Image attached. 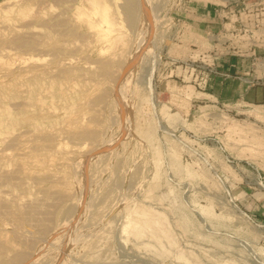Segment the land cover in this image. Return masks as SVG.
<instances>
[{"label":"rangeland","instance_id":"obj_1","mask_svg":"<svg viewBox=\"0 0 264 264\" xmlns=\"http://www.w3.org/2000/svg\"><path fill=\"white\" fill-rule=\"evenodd\" d=\"M0 264H264V0H0Z\"/></svg>","mask_w":264,"mask_h":264},{"label":"crops","instance_id":"obj_2","mask_svg":"<svg viewBox=\"0 0 264 264\" xmlns=\"http://www.w3.org/2000/svg\"><path fill=\"white\" fill-rule=\"evenodd\" d=\"M222 67V66H221ZM231 67H234L233 65H229V64H225L224 65V69L223 68H221V70H220V72L222 73V71H229L230 70V68ZM244 84V83H243ZM246 87H243V90H244V92H243V94H246L247 93V91H248V85H245Z\"/></svg>","mask_w":264,"mask_h":264},{"label":"bare ground","instance_id":"obj_3","mask_svg":"<svg viewBox=\"0 0 264 264\" xmlns=\"http://www.w3.org/2000/svg\"><path fill=\"white\" fill-rule=\"evenodd\" d=\"M126 1H127V0H126ZM128 1H130V0H128ZM127 4L129 5V3H128V2H127ZM132 4H133V3H131V5H130L131 7L133 6ZM126 7H128V6H126ZM131 7H130V8H131ZM130 8H128V9H130ZM126 9H127V8H126ZM131 10H132V9H131ZM127 11L129 12V13H127V15H128V14L130 15V18H129V17H127V18H129V19H130V20H128V21L130 22V21H131V13H130V11H129V10H126V12H127ZM132 19H133V18H132ZM37 252H38V251H37ZM36 254H37V253H36Z\"/></svg>","mask_w":264,"mask_h":264}]
</instances>
